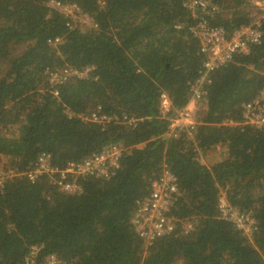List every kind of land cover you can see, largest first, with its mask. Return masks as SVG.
<instances>
[{"label": "trees", "instance_id": "16d2710c", "mask_svg": "<svg viewBox=\"0 0 264 264\" xmlns=\"http://www.w3.org/2000/svg\"><path fill=\"white\" fill-rule=\"evenodd\" d=\"M50 1L0 0V170L15 172L0 186V264H264V130L243 117L264 88V18L261 40L213 71L193 134L173 137L160 94L169 114L185 105L207 57L185 0H58L78 20ZM208 1L202 18L226 36L253 21V0ZM113 144L109 176H62ZM42 154L48 167L30 178ZM166 168L175 226L144 249L134 215ZM222 193L252 211L250 238L221 217Z\"/></svg>", "mask_w": 264, "mask_h": 264}, {"label": "built area", "instance_id": "2783aa9c", "mask_svg": "<svg viewBox=\"0 0 264 264\" xmlns=\"http://www.w3.org/2000/svg\"><path fill=\"white\" fill-rule=\"evenodd\" d=\"M52 5H58L60 9L66 10L72 14L76 20L79 7L75 4H64L58 0H51ZM185 6L199 18V21L191 27L201 42V50L207 54L200 69V73L190 87L188 100L185 105L174 110L169 114L172 108V100L167 91H162L160 94L159 107L160 112L169 118V130L166 132L167 136H178L182 131L193 134L197 125V112L200 108L206 95L207 85L211 82L213 71L220 65L229 62L236 53H247L252 43L259 42L262 37V30L260 28L261 20L264 18V0H253L251 15L253 21L250 24L243 25L236 29L230 36L222 27L211 26L205 19L202 18L203 10H214L215 7L209 8L211 4L208 0H185ZM258 8L260 12L253 11L252 8ZM87 21L92 23L93 19L87 14L84 15ZM55 41H61L60 37H55ZM86 70H75L74 73L79 75L84 74ZM117 117L107 114L99 115L96 111H92L88 118L93 121L101 123L109 122ZM244 123L250 124L259 130H264V88L260 90L252 99L243 104ZM132 120V118H131ZM121 154V148L117 144L111 145L104 149L101 153L89 157L84 161L75 163L72 162L70 167L62 170V176H66V172L74 173H95L99 175L109 176L112 168L118 164V159ZM33 169H30L28 176L35 178L45 168L48 167V157L42 154L39 163ZM13 170H0V186L4 185L6 179L14 174ZM63 188H76V184H70L61 181ZM179 193L176 176L166 168L163 175L152 182V192L150 196L146 197L143 204L136 211L134 217L135 228L142 238L143 248H148L154 241L164 233L171 232L174 229V221L176 217L170 214L174 198ZM219 208L221 217L232 221L238 230L250 238L256 224V218L253 216L251 210L241 209L240 207L231 204L224 193L219 199ZM191 227V222L185 223V228ZM37 247L34 246L31 255L35 256ZM42 264H59L58 258L54 255H48Z\"/></svg>", "mask_w": 264, "mask_h": 264}, {"label": "rangeland", "instance_id": "374dc122", "mask_svg": "<svg viewBox=\"0 0 264 264\" xmlns=\"http://www.w3.org/2000/svg\"><path fill=\"white\" fill-rule=\"evenodd\" d=\"M252 9H254L253 11H256L257 13L260 12V10H259L258 8H256V7L252 8ZM210 152H211V153H208L210 156H209V157L206 156L205 158H206V160H208V161L211 160V162H213V160H216V159H217L216 155H219L222 151L220 152L219 149H218V147H215V148L212 149ZM219 152H220V153H219ZM7 161H8L7 158H5V157H1V158H0V165L5 164Z\"/></svg>", "mask_w": 264, "mask_h": 264}, {"label": "crops", "instance_id": "0c3cea01", "mask_svg": "<svg viewBox=\"0 0 264 264\" xmlns=\"http://www.w3.org/2000/svg\"><path fill=\"white\" fill-rule=\"evenodd\" d=\"M220 149H221V148H220ZM219 151H222L221 153H223V151H224V150H223V149H221V150H219ZM219 155H220V154H219Z\"/></svg>", "mask_w": 264, "mask_h": 264}, {"label": "clouds", "instance_id": "9594fccd", "mask_svg": "<svg viewBox=\"0 0 264 264\" xmlns=\"http://www.w3.org/2000/svg\"><path fill=\"white\" fill-rule=\"evenodd\" d=\"M252 16V15H251ZM253 17V16H252Z\"/></svg>", "mask_w": 264, "mask_h": 264}]
</instances>
